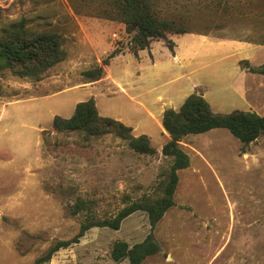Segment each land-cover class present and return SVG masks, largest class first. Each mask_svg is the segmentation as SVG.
<instances>
[{
	"label": "rangeland",
	"instance_id": "1",
	"mask_svg": "<svg viewBox=\"0 0 264 264\" xmlns=\"http://www.w3.org/2000/svg\"><path fill=\"white\" fill-rule=\"evenodd\" d=\"M157 4L167 16L186 14L200 33H167L173 53L153 39L134 54L132 32L102 13L107 0H0V31L24 18L58 31L65 51L40 79L0 73V264H33L56 240L72 238L85 213L107 218L127 200L158 196L171 163L161 153L169 138L162 108L198 92L214 112L264 114V74L239 64L264 65V46L245 43L264 35V0ZM97 65L101 78L88 81L84 72ZM89 98L100 115L147 135L156 152L137 153L110 133L85 140L52 128L56 115L69 117ZM180 145L190 162L177 170L174 205L152 229L160 249L141 264H264V134L244 150L226 128L187 135ZM79 201L85 207L72 214ZM149 231L137 210L118 229H88L43 264H129L113 260V244L131 246Z\"/></svg>",
	"mask_w": 264,
	"mask_h": 264
},
{
	"label": "trees",
	"instance_id": "2",
	"mask_svg": "<svg viewBox=\"0 0 264 264\" xmlns=\"http://www.w3.org/2000/svg\"><path fill=\"white\" fill-rule=\"evenodd\" d=\"M158 1L107 0L110 7L102 11L108 18L124 23L128 32H132L129 48L134 54L148 48L153 39L166 41V45L173 53L174 44L166 37L167 33H200L187 24L186 14L179 12L176 17L163 14L164 7L159 6ZM223 10L228 11L227 6ZM247 41L264 44V35H260L255 41L250 39ZM116 54L118 51H112L103 60V65H107L109 59ZM64 57L62 36L52 28L26 26L24 18H21L0 31V73L9 71L21 78L37 80ZM239 64L250 72L264 74V65L257 67L246 59L240 60ZM84 74L88 81H94L101 78L103 68L97 65L86 70ZM161 122L169 136L161 147V153L170 157L171 163L165 177L157 184L160 194L155 197L145 195L137 200H127L125 205L111 217L97 218L92 213H85L78 232L72 238L56 240L34 260L33 264L49 261L54 252L78 242L79 238L94 226L118 229L124 218L137 210H143L150 224V231L145 238L131 246L123 240H117L111 249L113 260L120 261L127 258L129 264H141L147 256L157 253L160 249L152 229L166 210L174 205L173 195L178 181L177 170L188 167L190 162L187 153L180 145L181 140L190 134L206 132L213 128H226L241 142V149L244 150L248 144L264 134V114L241 110H233L229 113L214 112L208 101L198 92L189 94L178 109L166 108L162 113ZM52 128L58 132H79L85 140L110 133L125 140L128 147L137 153L151 155L156 152L147 135H134L131 126L113 117L100 115L92 98L77 102L69 117L56 115L52 121ZM84 207V202H77L72 214H77Z\"/></svg>",
	"mask_w": 264,
	"mask_h": 264
},
{
	"label": "crops",
	"instance_id": "3",
	"mask_svg": "<svg viewBox=\"0 0 264 264\" xmlns=\"http://www.w3.org/2000/svg\"><path fill=\"white\" fill-rule=\"evenodd\" d=\"M201 36H202L203 38H205V36H203V35H201ZM227 41H232V42H233L234 40H227ZM235 42H237V41H235ZM245 43H250V44H253V45H255V46H264V44H256V43H252V42H249V41H245ZM175 57H176V55H175ZM193 86H194V85H193ZM204 95H205V92H204ZM185 98H186V97H185ZM185 98H184V99H185ZM183 101H184V100H183ZM183 101H182V103H183ZM182 103H181V104H182ZM181 104H180V105H181ZM180 105H179V106H180ZM179 106H178L177 108H175V109H178ZM164 110H165V107L161 109V115H162V113H163Z\"/></svg>",
	"mask_w": 264,
	"mask_h": 264
}]
</instances>
